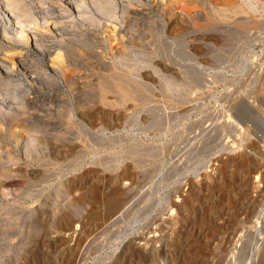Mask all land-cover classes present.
<instances>
[{"label": "rangeland", "instance_id": "rangeland-1", "mask_svg": "<svg viewBox=\"0 0 264 264\" xmlns=\"http://www.w3.org/2000/svg\"><path fill=\"white\" fill-rule=\"evenodd\" d=\"M49 1L0 0V264H264V0Z\"/></svg>", "mask_w": 264, "mask_h": 264}, {"label": "bare ground", "instance_id": "bare-ground-1", "mask_svg": "<svg viewBox=\"0 0 264 264\" xmlns=\"http://www.w3.org/2000/svg\"><path fill=\"white\" fill-rule=\"evenodd\" d=\"M136 1H138V0H136ZM139 1H141V0H139ZM154 1V3L158 6V7H163V8H168V7H170L171 5H170V3H171V0H153ZM7 2V1H6ZM13 2V1H12ZM48 2V1H47ZM53 2L54 1H49V4H53ZM22 3V2H21ZM25 3V2H24ZM59 3V2H58ZM11 4V3H10ZM48 4V5H49ZM63 4V3H62ZM21 5V4H20ZM63 6V5H62ZM54 7V6H53ZM61 8V7H60ZM63 8V7H62ZM67 9V8H66ZM84 23V22H83ZM82 29H83V32H85V34L88 36L89 34H93V32H95V26H91V24L89 25H82ZM111 31V30H110ZM97 32V31H96ZM110 34H111V32H110ZM110 34H105V35H101L100 36V40H103V41H107L108 39H110L111 38V35ZM82 36H83V34H82ZM95 36V35H94ZM109 41V40H108ZM71 43V42H70ZM59 45V44H58ZM16 47V46H15ZM63 47L62 46H59V49H62ZM70 48V47H69ZM68 50V49H67ZM13 51V50H12ZM19 51V50H18ZM26 51V50H25ZM31 51V50H30ZM62 51V50H61ZM64 52V51H63ZM67 53H68V51H67ZM64 54V53H63ZM63 54H62V52H58V58H55V59H57L56 60V63H55V65H57L58 67L59 66H62V64H63V61H62V57H64L63 56ZM27 55L26 54H21V53H13L11 56H10V60L11 59H13V60H17L18 59V62L19 63H21V65L26 61V59H25V57H26ZM7 57V56H6ZM29 58V57H28ZM3 60H5V59H3ZM27 60H29V59H27ZM30 62V61H29ZM52 62V61H51ZM9 63H11V62H9ZM10 65V64H9ZM24 65V64H23ZM26 65V64H25ZM55 65H51V69H53L54 71L56 70V66ZM49 67V66H48ZM7 69V68H6ZM52 70V71H53ZM16 72V71H15ZM7 74H9L8 72H6ZM125 79V78H124ZM122 82H123V80H122ZM104 85V84H103ZM126 86V85H125ZM124 86V87H125ZM127 87V86H126ZM107 88H108V86H107ZM121 88V87H120ZM136 96V95H135ZM33 103V102H32ZM114 180V179H113ZM9 182V181H8ZM7 184V183H6ZM126 187V186H125ZM119 190V189H118ZM116 191V190H115ZM113 192V191H112ZM115 194V193H114ZM113 194V195H114ZM120 197V196H119ZM117 198V197H116ZM118 199V198H117ZM132 200V199H131ZM123 201V200H122ZM117 202V201H116ZM131 202V201H130ZM130 204V203H129ZM128 204V205H129ZM131 205V204H130ZM125 206H127V205H125ZM119 207V203H115V204H113L112 205V207H111V213H113V211H115L117 208ZM120 207H121V205H120ZM128 207V206H127ZM131 207V206H130ZM123 208V207H122ZM121 209V208H120ZM126 209V208H125ZM130 209L131 208H129V211H130ZM120 211V210H119ZM121 211H122V209H121ZM118 213V212H117ZM120 213V212H119ZM121 213H123V212H121ZM125 213H126V211H125ZM124 215H126V214H124ZM120 216V215H119ZM122 216L123 215H121V218H122ZM66 217V216H65ZM109 217V216H108ZM115 217V216H114ZM126 217V216H125ZM124 217V218H125ZM116 218H117V215H116ZM119 218V217H118ZM120 218V219H121ZM124 218H123V220H124ZM69 219V218H68ZM104 219V218H103ZM112 220H113V218H112ZM74 221H75V218H71V219H69V221H68V224H67V226H65L66 228L65 229H67V230H70L71 228H72V225H73V223H74ZM120 221H122V219L121 220H119V222ZM172 221V220H171ZM64 222V221H63ZM116 222V221H115ZM117 222H118V220H117ZM153 222V221H152ZM82 224H83V222H81ZM80 223V224H81ZM65 225V224H64ZM105 225V224H104ZM103 225V226H104ZM109 225H112V224H109ZM78 226V225H77ZM111 227V226H110ZM159 227V226H158ZM80 231V230H79ZM75 232H78V231H75ZM71 234H72V232H70ZM69 233V234H70ZM74 233V232H73ZM80 233H82V230H81V232ZM67 234V233H66ZM81 235V234H80ZM155 235H157V234H155ZM70 236V235H69ZM153 235H151V237H152ZM79 237V236H78ZM140 237V236H139ZM142 237V236H141ZM144 237V236H143ZM142 237V238H143ZM153 238V237H152ZM146 240H147V238H145ZM144 239V240H145ZM150 239V238H149ZM148 239V240H149ZM159 239V238H158ZM147 240V241H148ZM141 241V240H140ZM146 241V242H147ZM153 241H158L157 240V238L156 239H153ZM162 241V240H161ZM77 242V241H76ZM142 242V241H141ZM146 242H144V243H146ZM167 242V241H166ZM165 242V243H166ZM148 243V242H147ZM154 243V242H153ZM77 244V243H76ZM151 244H152V242H151ZM155 244V243H154ZM163 245H165L164 243H162ZM146 245V244H145ZM150 245V244H149ZM167 245V244H166ZM166 245L164 246V247H166ZM147 246V245H146ZM152 248H155V249H153V252H152V255H153V258H157V259H159V258H161L162 257V254L163 253H166V252H163L164 251V248H162V249H156V246L155 247H152ZM166 249V248H165ZM152 250V249H151ZM69 251H70V249H69ZM75 251V250H74ZM151 252V251H150ZM165 255V254H164ZM82 256V255H81ZM151 257V256H150ZM157 259H156V261H157ZM160 260V259H159ZM81 261V260H80ZM158 263V262H157Z\"/></svg>", "mask_w": 264, "mask_h": 264}]
</instances>
